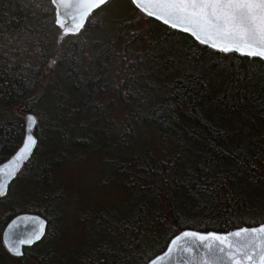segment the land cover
<instances>
[{
	"label": "trees",
	"instance_id": "16d2710c",
	"mask_svg": "<svg viewBox=\"0 0 264 264\" xmlns=\"http://www.w3.org/2000/svg\"><path fill=\"white\" fill-rule=\"evenodd\" d=\"M60 35L53 0H0V164L24 140V113L38 139L0 198V264H147L183 229L264 222L263 58L217 51L132 0H110L78 34ZM77 150L99 156L132 198L84 207L90 237L67 259L44 244L69 217L60 172ZM26 212L47 233L14 257L2 233Z\"/></svg>",
	"mask_w": 264,
	"mask_h": 264
},
{
	"label": "water",
	"instance_id": "95a60500",
	"mask_svg": "<svg viewBox=\"0 0 264 264\" xmlns=\"http://www.w3.org/2000/svg\"><path fill=\"white\" fill-rule=\"evenodd\" d=\"M109 1L110 0H53V4L56 8V24L61 29L59 40L65 35H75L79 33L86 24L88 16L103 7ZM155 3L156 0H136L134 5L147 15L149 12H152L153 15L148 16L163 23L162 20L158 18L161 12L155 7ZM218 43L222 44L223 42L218 41ZM245 51H247V49H245ZM29 116L35 118V124L31 128H29L27 122ZM24 117L26 121V132L21 146L7 160L0 164V174H2V179L7 183V192L17 175L34 155L38 145V139L34 133L37 125V118L33 113H24ZM29 135L33 136L36 140L35 147L31 148L30 155L26 152H21V150L25 148ZM13 172H15L14 176L12 175ZM41 223H43L44 226L42 238L30 246L27 244L20 245L23 255H14L9 250L13 242L31 236L33 230L39 228ZM261 226H264V222L252 226H240L228 231H205L186 228L177 233L169 241L165 250L151 258L147 264H264V239H262V237H264V232L258 230ZM47 227L48 222L41 215L29 212L20 213L7 223L2 233V242L12 256L23 257L24 249L33 247L44 239L47 233ZM244 229H257V231H241L239 237L235 235L238 230ZM185 233H194L195 236H185ZM200 236H204L205 239L200 240ZM216 236H220L221 240L224 241L223 246L228 249L227 251L220 252L218 250L221 245L219 241L215 240ZM249 257L251 259H249Z\"/></svg>",
	"mask_w": 264,
	"mask_h": 264
},
{
	"label": "snow or ice",
	"instance_id": "6c2138e0",
	"mask_svg": "<svg viewBox=\"0 0 264 264\" xmlns=\"http://www.w3.org/2000/svg\"><path fill=\"white\" fill-rule=\"evenodd\" d=\"M155 7L160 10L161 15L158 18L164 24L189 33L206 46L225 53L238 52L250 57L264 58V0H156ZM148 15L153 13L149 12ZM27 122L31 128L35 124V118L29 116ZM35 144V138L29 135L21 152L30 155ZM6 194L7 183L0 174V197ZM258 230L264 232V226ZM241 231L255 232L257 229L238 230L235 235L239 237ZM43 234L44 226L41 223L31 236L14 241L9 250L14 255L21 256L23 252L20 245L30 246L39 241ZM188 235L195 236L194 233H185V236ZM199 239L204 240L205 237L200 236ZM215 240L220 242V252L228 250L223 246L224 241L220 236H216Z\"/></svg>",
	"mask_w": 264,
	"mask_h": 264
},
{
	"label": "rangeland",
	"instance_id": "374dc122",
	"mask_svg": "<svg viewBox=\"0 0 264 264\" xmlns=\"http://www.w3.org/2000/svg\"><path fill=\"white\" fill-rule=\"evenodd\" d=\"M124 4L128 5L126 2ZM118 6L116 3L113 9L119 10ZM76 152L74 160L60 172L63 183L70 191L69 217L62 228L63 234L60 238L54 244H44L46 248L50 244L51 248L57 247L59 255L67 259L76 256L90 237L79 221V214L83 212L84 207L99 210L125 206L132 198V192L120 184V175L116 178L112 173L111 178H107L104 172H101L103 166L99 156L78 150Z\"/></svg>",
	"mask_w": 264,
	"mask_h": 264
},
{
	"label": "bare ground",
	"instance_id": "6f19581e",
	"mask_svg": "<svg viewBox=\"0 0 264 264\" xmlns=\"http://www.w3.org/2000/svg\"><path fill=\"white\" fill-rule=\"evenodd\" d=\"M76 78V77H75ZM77 94V93H76ZM52 100V99H51ZM76 102V101H75ZM45 103V102H44ZM87 103V102H86ZM49 106V105H48ZM42 109V108H41ZM43 109H44V107H43ZM42 109V110H43ZM50 113V112H49ZM53 113V112H52ZM87 115V114H86ZM56 118V117H55ZM67 119V118H66ZM137 133H139V132H137ZM141 134V133H140ZM137 136V135H136ZM53 137V136H52ZM139 137V136H138ZM137 137V138H138ZM54 139V138H53ZM58 139V138H57ZM145 142V141H144ZM136 143V142H135ZM137 144V143H136ZM140 144V143H139ZM133 146V145H132ZM53 154V153H52ZM118 157V156H117ZM121 159V158H120ZM54 164V163H53ZM115 164V163H114ZM113 171V170H112ZM35 173V172H34ZM108 175V174H107ZM100 213V212H99ZM98 215V214H97ZM108 216V215H107ZM88 254V253H87ZM84 256V255H83ZM77 258V257H76ZM53 264V263H52Z\"/></svg>",
	"mask_w": 264,
	"mask_h": 264
},
{
	"label": "flooded vegetation",
	"instance_id": "af4514ba",
	"mask_svg": "<svg viewBox=\"0 0 264 264\" xmlns=\"http://www.w3.org/2000/svg\"><path fill=\"white\" fill-rule=\"evenodd\" d=\"M32 259H27V262L31 261ZM29 264V263H28Z\"/></svg>",
	"mask_w": 264,
	"mask_h": 264
}]
</instances>
